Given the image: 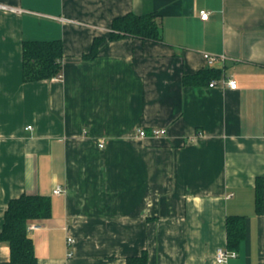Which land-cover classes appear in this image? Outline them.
<instances>
[{
    "label": "crops",
    "instance_id": "crops-1",
    "mask_svg": "<svg viewBox=\"0 0 264 264\" xmlns=\"http://www.w3.org/2000/svg\"><path fill=\"white\" fill-rule=\"evenodd\" d=\"M0 4L20 10L0 9V232L12 199L38 195L52 203L49 218L28 222L38 264H127L143 253L148 264H219L227 218L245 216V239L225 264H264L255 205L257 179L264 185V0ZM129 13L156 14L163 41L125 37L85 61ZM53 40L63 43L62 78L26 83L24 41ZM204 54L225 61L208 67ZM208 68L220 76L185 83ZM160 129L167 134L151 136ZM0 264H13L5 242Z\"/></svg>",
    "mask_w": 264,
    "mask_h": 264
},
{
    "label": "trees",
    "instance_id": "trees-1",
    "mask_svg": "<svg viewBox=\"0 0 264 264\" xmlns=\"http://www.w3.org/2000/svg\"><path fill=\"white\" fill-rule=\"evenodd\" d=\"M125 37L138 38L143 41L162 42V25L156 14L137 15L129 13L114 19L108 38L99 37L93 42L91 51L83 56L85 61L98 57L103 45ZM63 63V43L53 41H24L23 43V77L26 83L50 80L60 75ZM220 71L207 69L196 75L185 77L184 81H210L219 77ZM256 211H264V185L257 179ZM50 198L38 195H22L12 199L4 216V224L0 232V242L10 247L11 263L38 264L33 240L28 236V222L44 220L51 216ZM227 248L239 250L246 234V217L229 216L226 222ZM127 264H148L146 253L130 257Z\"/></svg>",
    "mask_w": 264,
    "mask_h": 264
},
{
    "label": "built area",
    "instance_id": "built-area-1",
    "mask_svg": "<svg viewBox=\"0 0 264 264\" xmlns=\"http://www.w3.org/2000/svg\"><path fill=\"white\" fill-rule=\"evenodd\" d=\"M0 9L5 10V11H10V12H19L20 11L18 8L10 7L7 5H2V4H0ZM209 17H210V12H208L206 10H203L200 12L201 20L207 21V20H209ZM204 58L206 60L208 67H213L216 63L225 61V56H216V55L204 54ZM60 78H62V76H57L54 79H60ZM224 84L230 90H237L238 89L237 81L234 78L224 79ZM214 86H215V83L210 85V87H212V88ZM28 129L32 130V127L29 126ZM166 134H167L166 130L160 129V130H153L151 133V136L157 137V136H164ZM199 134H201V133H199ZM138 135H139V137H147L148 133L145 130L141 129V130H139ZM101 147H103V146L101 145ZM63 193H65V190L62 187H56V189H54V191H53L54 195H61ZM33 228H35V227H30V230ZM74 242L75 241L73 239H68L69 245L73 244ZM236 257H237V253L235 251H231L228 248H219L216 252L215 259H216L217 263L225 264L230 259H233Z\"/></svg>",
    "mask_w": 264,
    "mask_h": 264
}]
</instances>
